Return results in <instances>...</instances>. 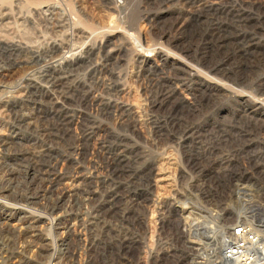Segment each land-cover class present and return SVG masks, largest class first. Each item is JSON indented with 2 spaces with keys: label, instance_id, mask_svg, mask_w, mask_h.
Listing matches in <instances>:
<instances>
[{
  "label": "rangeland",
  "instance_id": "rangeland-1",
  "mask_svg": "<svg viewBox=\"0 0 264 264\" xmlns=\"http://www.w3.org/2000/svg\"><path fill=\"white\" fill-rule=\"evenodd\" d=\"M261 98L264 0H0V178L24 165L59 180L48 196L71 236L53 245L135 225L150 240V190L168 192L208 126L264 120ZM11 178L24 188L0 199V256L25 247L42 264L48 226L23 230L8 206L32 195L42 213L47 190Z\"/></svg>",
  "mask_w": 264,
  "mask_h": 264
},
{
  "label": "built area",
  "instance_id": "built-area-1",
  "mask_svg": "<svg viewBox=\"0 0 264 264\" xmlns=\"http://www.w3.org/2000/svg\"><path fill=\"white\" fill-rule=\"evenodd\" d=\"M236 124L205 128L216 136L187 149L168 192L150 190V240L135 224L85 234L42 264H264V120Z\"/></svg>",
  "mask_w": 264,
  "mask_h": 264
},
{
  "label": "bare ground",
  "instance_id": "bare-ground-1",
  "mask_svg": "<svg viewBox=\"0 0 264 264\" xmlns=\"http://www.w3.org/2000/svg\"><path fill=\"white\" fill-rule=\"evenodd\" d=\"M247 97H244V98L240 97L242 100H240V102H239V106L242 107V109H243L242 112L244 113V111H245L246 114H247V111H248V105L250 104V100ZM58 105H59V101L56 102L55 106L56 107H59ZM259 105H256L255 104V106H256L255 108H260V109L256 111V114L254 115V117L260 119V117L258 115L260 113H262L263 108L260 107ZM55 111H57V110H55ZM249 113L252 114L251 111ZM262 114H264V112ZM61 121H62L63 124H66L67 121H68V116L67 117L64 116V119L62 118ZM185 138H187V137H185ZM0 170H1V168H0ZM7 173L8 174H6V172H5V174H3V176L0 178L1 179L0 181H1V183L5 182L6 183L5 185H9V187L5 186L4 184L2 185V187H0V199H4V197L7 195V194H4V193L8 190V188L9 189L10 188L13 189V188H15V186L18 189H23L24 188V187L22 188V186L18 182H16V184L13 185V182H14L13 180L14 179L11 178V176H15V175H16L17 178L21 179V181H24L26 185L28 184V186H30L31 184H36V183L41 182L38 186H40L42 188L45 187L46 190H47L41 196L42 199H45L46 200V201H43L41 203V206L44 209V211L42 213H39L37 211L39 214H36L35 213V215H33V213L30 210H28L30 207L35 206L37 203H39L38 202V198L31 195V196H29V197H27L25 199L26 203H21L20 202L18 204H11V205L8 206V210L10 211V213L8 214L10 216V218H8V220H12L13 219V217H14L13 214L14 215L19 214L20 216L18 215L19 216L18 217L19 219H18L17 224H20L21 225L20 228H22L23 230L25 228L27 230V228H29V226L34 227V228H38L39 227V229H40L41 228V225H38V224L39 223H44V224H46V226H48V235L50 236V239H51L50 243H48V244H51L52 245V248L50 247L48 249V251L49 250H53V251L68 252V251L72 250V249H68V247H69V245L67 243L68 240L66 242V240L62 239L61 241H59V244L58 245H53V244H55V243H53V241L56 239V237H61V238L63 237L64 238V237H67V235H70L71 236V234H69V233H71V231H70L71 230V226H68V225L65 226V225H63V222H62L63 221L62 220L63 214L59 211V208L62 207L61 200H60L59 197H58L57 200H54L53 197H52V195H53L52 193L55 191L56 186H58V183H56V182L59 181V180H57L56 178L54 179V178L49 177L47 179V181H45L43 176H39L38 174H33L32 175L31 170L29 169V167L28 166L25 167L24 165L23 166H19V167H13L10 171L8 170ZM32 187L33 186H31V188ZM49 194H52V195L48 196ZM90 194H91V189L90 188H84V190H81L80 191V197H81L82 201H84L85 203H88L89 202L88 200L90 199ZM138 201H140V200H137V202H136L137 204H139ZM20 204H22V206ZM1 205L6 206L7 204L0 201V206ZM1 211L5 212L4 209H2ZM12 212H13V214H12ZM15 217H17V216H15ZM34 218H35V220L32 221ZM105 219H103V220H105ZM103 220H101V221H103ZM7 223H8V226L7 227L10 230V228L12 227V225L9 222H7ZM22 223H25V224L26 223H29L28 224L29 226L27 227V224H26V227L24 228V226L22 225ZM119 223H121V222H119ZM17 228H19V225L15 226V229H17ZM89 229H91V228H89ZM41 231L43 233V230H41ZM61 234H63V235H61ZM102 234L103 233H100V235H102ZM93 235H99V234H93ZM56 241H57V239H56ZM46 244H47V242H46ZM7 246L8 245L6 244V247ZM2 248L3 247L0 245V250ZM24 249H25V247H24ZM24 249L22 248V250L18 249V250H15V251H13V249H11L12 252H10L9 254L1 255L0 256V264H23L24 261H25V259H26V255L25 254H27L26 249L25 250ZM47 257L49 258V260H56L57 259V256L56 255L47 254L45 256V259ZM14 258H17L18 260L14 262L13 261ZM43 261H44V259H43Z\"/></svg>",
  "mask_w": 264,
  "mask_h": 264
}]
</instances>
